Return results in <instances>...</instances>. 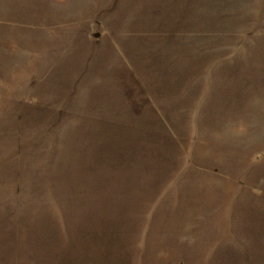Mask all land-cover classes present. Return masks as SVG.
<instances>
[{
	"label": "rangeland",
	"instance_id": "obj_1",
	"mask_svg": "<svg viewBox=\"0 0 264 264\" xmlns=\"http://www.w3.org/2000/svg\"><path fill=\"white\" fill-rule=\"evenodd\" d=\"M0 264H264V0H0Z\"/></svg>",
	"mask_w": 264,
	"mask_h": 264
}]
</instances>
